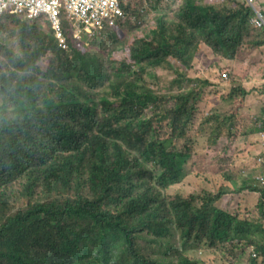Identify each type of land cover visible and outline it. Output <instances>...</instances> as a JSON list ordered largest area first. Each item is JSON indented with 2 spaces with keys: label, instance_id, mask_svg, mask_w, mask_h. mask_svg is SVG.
<instances>
[{
  "label": "trees",
  "instance_id": "obj_1",
  "mask_svg": "<svg viewBox=\"0 0 264 264\" xmlns=\"http://www.w3.org/2000/svg\"><path fill=\"white\" fill-rule=\"evenodd\" d=\"M254 4L264 14V0ZM122 10L126 20L87 46L64 23L66 50L45 18L0 24V38L15 42L0 39V264H202L200 250L264 264V186L253 178L264 175L253 141L264 100L247 104L254 91L264 97V82L248 90L232 78L237 63L264 66L254 12L238 0H128ZM118 49L124 60L109 57ZM204 49L232 69L220 107L207 103L208 81L192 77ZM242 145L254 157L238 159L245 174L228 167ZM191 156L197 175L222 181L214 194L171 196ZM14 185L27 201L6 215ZM246 193L256 210L241 215Z\"/></svg>",
  "mask_w": 264,
  "mask_h": 264
},
{
  "label": "rangeland",
  "instance_id": "obj_2",
  "mask_svg": "<svg viewBox=\"0 0 264 264\" xmlns=\"http://www.w3.org/2000/svg\"><path fill=\"white\" fill-rule=\"evenodd\" d=\"M164 6H167V2L164 3ZM149 12L150 14H154L156 12H158V8H155L153 6V4H151V6L149 7ZM21 20H24V18H20ZM25 21V20H24ZM62 22L63 24L66 23L64 21V16H62ZM70 25H72L71 29H73L74 31H77V27L76 24L71 23ZM142 30L144 31L145 35L147 36L148 39L153 38V33L156 30V26L155 23L153 22V20H149L148 18H145V22L142 24ZM89 35H91V33H83L79 35V39L81 41H83L84 46H87V41H88V37ZM138 32H135L134 34H132L131 36V41H133L134 39L138 38ZM1 39V38H0ZM5 44H7V46L11 49L15 48V42L13 39H1ZM124 52H122V49H118L115 52H110L109 57H111L114 60H124ZM215 61L210 53L207 50H203L202 53H199L197 56H195V58H193V68L191 70L193 76L192 77H196V78H203L206 79L209 83L210 86H208L206 88V91L209 92V100L207 101V103H212L211 107H220L219 105L221 103L218 95L222 94V93H226L229 91L230 89V77L229 76H225V73H230V71L232 69H230V63L227 62H217ZM264 69L263 67H259L257 65H255L254 69L252 70H248L247 68H242V64L241 63H237V66L233 69L234 72L232 74V78L239 83L240 85H242L243 87H245L248 90H252L255 88L260 87V85L263 84L264 81H262V77L259 73V71H254L255 69ZM247 72V76H244V74ZM217 93V94H214ZM257 91L252 92V95L249 97L247 104L248 105H254V104H260L262 102V100H264V97L261 96L260 94H257ZM245 112L246 113V119L248 121V110L246 111V109L241 110V112ZM253 112V109H252ZM248 123L250 125H252V121L249 120ZM254 139H257V135L253 137V141ZM244 141L243 139H237V141H234V147L236 145H239L240 141ZM199 146V145H198ZM245 146H239V150H237V153H239V158H235L234 156L231 158V160L229 161L228 167L230 169H238V171H240L242 174H245V169L240 170V164L241 160H247L248 157H252L254 160V157L252 156V153L249 154L245 149ZM254 147L252 146L251 149H253ZM194 153H195V157L200 155L203 156L204 150H202V147H196L194 148ZM258 154H255L256 158ZM256 162V160H255ZM193 165V159L192 156L190 157L188 164L185 166L186 169V178L184 179V181L179 184L176 185L174 187H172L171 189V196H174L177 192H180V197L182 198H187V195H194V196H202V193H209V194H214L215 192V187H217L218 184H220V182L222 181L221 178H215V183L212 179H210L209 177L207 178L206 175H197L194 168L192 167ZM256 170H253V173L255 174ZM21 184H23V181L21 182ZM23 189L22 187L18 186V185H14L11 189V196L14 199V203H11L9 205V210L7 212L6 215H11L13 214L17 209L21 208L27 201L26 197L22 195ZM236 201L239 205L242 206L240 213L241 215H244L245 210L244 209H249L251 211H255V202H256V196L246 193L244 195H242L239 199L236 198ZM237 203L235 201H232V203L230 204L231 208L233 210L237 209ZM228 204V201H222L223 206H226ZM220 205V206H221ZM244 208V209H243ZM176 241L178 242V247L182 246L181 242H180V237H177ZM185 246L182 247V249H184ZM197 258L199 259V261L202 264H224V262L222 261L223 258L227 259V264H241L242 263V258H241V250H237L234 251V254H218V255H214L212 253L209 252H205V251H201L198 254Z\"/></svg>",
  "mask_w": 264,
  "mask_h": 264
},
{
  "label": "built area",
  "instance_id": "obj_3",
  "mask_svg": "<svg viewBox=\"0 0 264 264\" xmlns=\"http://www.w3.org/2000/svg\"><path fill=\"white\" fill-rule=\"evenodd\" d=\"M126 0H0V22L6 16H22L28 21L37 20L43 16L48 18L62 48H65L63 37V22L74 18L80 22L83 29L104 28V22L111 25L113 18H124L121 3ZM253 8L255 17L252 24L257 29L264 30V16L254 9L253 0H247Z\"/></svg>",
  "mask_w": 264,
  "mask_h": 264
},
{
  "label": "clouds",
  "instance_id": "obj_4",
  "mask_svg": "<svg viewBox=\"0 0 264 264\" xmlns=\"http://www.w3.org/2000/svg\"><path fill=\"white\" fill-rule=\"evenodd\" d=\"M128 0H126V2H127ZM238 1H243V2H246L247 4H248V2H247V0H238ZM255 0H253V7H254V9H256V7H255ZM125 6V2L124 3H121V10H122V7H124ZM248 6L252 9V11H253V8L250 6V4H248ZM257 11H259L260 12V14L261 15H263L264 16V14L257 8L256 9ZM254 12V11H253ZM122 13H124V10H122ZM7 17H9L8 15H6L2 20H1V22H0V24H3L5 21H6V18ZM12 17H17V18H24V20L26 21V23L27 24H32L33 22H36L37 20H39V19H41V18H45V19H47L48 20V18L47 17H45V16H43V17H41V18H39V19H37V20H34V21H28L25 17H22V16H12ZM255 17V16H254ZM126 20V16H125V13H124V18H113L112 19V21H111V25H108L107 23L108 22H104V23H106L105 24V26H104V28H102V29H99V30H105V29H108V28H110V29H112V27H113V25L118 21V22H124ZM253 20V19H252ZM66 23H69V24H71V23H74V24H76V27H77V29L79 30V31H81V32H76V31H74V33H75V37L77 38V39H79V35L80 34H83V33H91V35H89V37H88V41H87V44L89 43V39L92 37V35H93V32L94 31H96V30H98V29H91L90 31H86L85 29H83V26L80 24V22L78 21V20H76V19H74V18H69V19H66V20H64ZM49 22V21H48ZM50 23V22H49ZM51 25V24H50ZM253 25V24H252ZM63 26H64V24H63ZM254 26V25H253ZM255 27V26H254ZM64 28V27H63ZM257 29V28H256ZM259 30H262V29H259ZM264 31V30H263ZM55 36H56V33H55ZM63 37H64V35H63ZM56 39H57V41H58V44L60 45V43H59V40H58V38L56 37ZM64 39H65V37H64ZM80 40V39H79ZM81 41V40H80ZM82 43H83V41H81ZM65 48H62V46L60 45V47H61V49L62 50H66V49H68V47H67V43H66V39H65ZM225 76H228V73H225ZM262 119V118H261ZM253 121H256V119H254ZM256 140H259V141H261V146H264V132H260L258 135H257V139ZM260 148V145L257 147V149H259ZM254 153H257L256 151L254 152ZM256 161H257V163H261L262 161H263V159H261V158H258L257 157V159H256ZM253 178H255V180L258 182V184H259V186H264V175H260V174H258L257 172H255V174H254V177Z\"/></svg>",
  "mask_w": 264,
  "mask_h": 264
}]
</instances>
